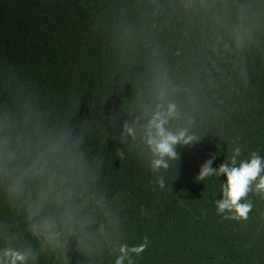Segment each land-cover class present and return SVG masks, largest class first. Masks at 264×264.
Segmentation results:
<instances>
[{"label":"trees","instance_id":"16d2710c","mask_svg":"<svg viewBox=\"0 0 264 264\" xmlns=\"http://www.w3.org/2000/svg\"><path fill=\"white\" fill-rule=\"evenodd\" d=\"M170 107L193 140L153 170ZM235 148L264 157V0H0V258L264 264V193L197 179Z\"/></svg>","mask_w":264,"mask_h":264},{"label":"clouds","instance_id":"9594fccd","mask_svg":"<svg viewBox=\"0 0 264 264\" xmlns=\"http://www.w3.org/2000/svg\"><path fill=\"white\" fill-rule=\"evenodd\" d=\"M173 108L170 107L168 113L156 112L147 125V145L151 150L154 159L152 160L153 170L168 168V160L176 158L175 147L178 144H189L193 137L187 135L185 131L173 133L165 127L167 117L171 115ZM241 152L239 148L233 150L228 162L222 163L218 168H213V159L205 161L199 171L197 179L204 180L210 176L223 175L226 179L220 185L221 197L215 201L217 212L220 214L234 213L238 218H246L251 209V203L240 201L246 197L250 190L258 193H264V157L253 152L247 159H239ZM167 158V159H166ZM163 187V182H161ZM146 246L141 245L133 248L132 251L140 253ZM126 248L122 247L121 252ZM123 257L117 260L121 264ZM26 260L25 254L19 251L7 249L0 258V264H17Z\"/></svg>","mask_w":264,"mask_h":264}]
</instances>
